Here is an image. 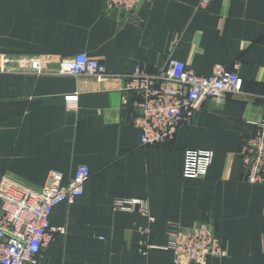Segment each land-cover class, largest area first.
Masks as SVG:
<instances>
[{"label":"crops","instance_id":"obj_1","mask_svg":"<svg viewBox=\"0 0 264 264\" xmlns=\"http://www.w3.org/2000/svg\"><path fill=\"white\" fill-rule=\"evenodd\" d=\"M199 2L141 0L127 14L103 0H0V184L38 192L53 172L65 185L90 170L83 194L51 209L41 264H174L171 233L202 222L224 255L183 264H264V185L244 180L239 156L264 113V0ZM77 53L115 76L28 67ZM169 58L203 76L235 70L245 95L206 98L172 138L141 145L125 75ZM186 148L212 152L205 177L181 175ZM116 198L145 201L154 221Z\"/></svg>","mask_w":264,"mask_h":264},{"label":"built area","instance_id":"obj_2","mask_svg":"<svg viewBox=\"0 0 264 264\" xmlns=\"http://www.w3.org/2000/svg\"><path fill=\"white\" fill-rule=\"evenodd\" d=\"M208 1L200 0L199 5L204 6ZM140 2L103 0V5L105 10L128 14ZM28 67L37 75L48 72L95 80L115 76L97 58L85 53L56 60L54 66L35 60ZM125 78V89L138 95L131 104L136 112L132 125L140 129V144L146 146L172 138L199 111L204 99L221 101L227 95H245L243 79L235 70L215 68L211 75L203 76L188 70L176 58H169L155 71L136 65ZM255 126L254 134L242 141L239 156L244 180L264 185V113ZM211 160L210 150L186 148L181 175L189 179L203 178ZM89 175L88 166L79 165L69 182L63 185L62 174L53 172L38 192L15 184H0V264H41L42 250L56 230L48 224L51 209L61 202L72 203L81 196ZM113 208L148 215L146 202L138 198H116ZM148 219L154 221L150 215ZM165 248L171 250L174 264L224 255L213 226L205 222L189 228H176Z\"/></svg>","mask_w":264,"mask_h":264}]
</instances>
